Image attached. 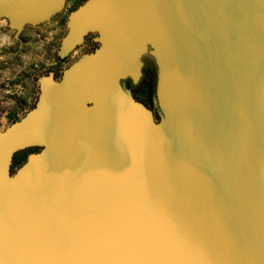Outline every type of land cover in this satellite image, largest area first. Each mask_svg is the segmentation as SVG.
Listing matches in <instances>:
<instances>
[{
  "label": "water",
  "instance_id": "1",
  "mask_svg": "<svg viewBox=\"0 0 264 264\" xmlns=\"http://www.w3.org/2000/svg\"><path fill=\"white\" fill-rule=\"evenodd\" d=\"M65 25L61 58L98 45L0 129V264H264V0H85ZM147 51L157 116L120 84Z\"/></svg>",
  "mask_w": 264,
  "mask_h": 264
},
{
  "label": "rangeland",
  "instance_id": "2",
  "mask_svg": "<svg viewBox=\"0 0 264 264\" xmlns=\"http://www.w3.org/2000/svg\"><path fill=\"white\" fill-rule=\"evenodd\" d=\"M79 0H66L64 9L46 22L26 25L17 35L8 27V20L0 18V129L19 119L37 100L38 79L53 71L59 79L64 68L79 56L96 47L88 35L86 41L68 56H59L61 40L66 34V19L73 4ZM28 148L14 155L13 171L24 162Z\"/></svg>",
  "mask_w": 264,
  "mask_h": 264
},
{
  "label": "flooded vegetation",
  "instance_id": "3",
  "mask_svg": "<svg viewBox=\"0 0 264 264\" xmlns=\"http://www.w3.org/2000/svg\"><path fill=\"white\" fill-rule=\"evenodd\" d=\"M85 0H79L78 3L73 4V10L78 7L81 3ZM93 33H89L85 36L84 40L86 41L87 36ZM95 36V34H94ZM93 36V37H94ZM93 37H91L92 42ZM84 41V42H85ZM95 43V42H94ZM96 47H97V43ZM94 47V49L96 48ZM148 51L150 47L148 46ZM94 49L90 50L93 51ZM145 52L141 57L140 60L142 62L140 71L141 75L137 82H134L132 78L126 77L121 79L120 84L122 88L135 100L143 103L147 107H149L154 114L157 116L159 115L157 102H156V82H157V66L155 63L154 58L149 54V52Z\"/></svg>",
  "mask_w": 264,
  "mask_h": 264
},
{
  "label": "clouds",
  "instance_id": "4",
  "mask_svg": "<svg viewBox=\"0 0 264 264\" xmlns=\"http://www.w3.org/2000/svg\"><path fill=\"white\" fill-rule=\"evenodd\" d=\"M0 23H5V21H0Z\"/></svg>",
  "mask_w": 264,
  "mask_h": 264
},
{
  "label": "trees",
  "instance_id": "5",
  "mask_svg": "<svg viewBox=\"0 0 264 264\" xmlns=\"http://www.w3.org/2000/svg\"><path fill=\"white\" fill-rule=\"evenodd\" d=\"M13 160H14V158H13Z\"/></svg>",
  "mask_w": 264,
  "mask_h": 264
}]
</instances>
